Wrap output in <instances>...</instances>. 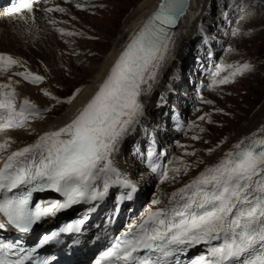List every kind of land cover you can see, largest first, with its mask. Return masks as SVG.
<instances>
[{"label": "snow or ice", "instance_id": "obj_1", "mask_svg": "<svg viewBox=\"0 0 264 264\" xmlns=\"http://www.w3.org/2000/svg\"><path fill=\"white\" fill-rule=\"evenodd\" d=\"M49 2L19 0L8 9V15L25 22L34 21L30 15L34 5ZM187 5L188 0H161L78 115L65 126L44 133L16 151H9L12 140L6 133L24 127L29 119L39 117L41 110L27 98L18 104V93L11 81L0 83V215L6 218L0 229L10 225L18 232L28 233L39 222L75 204L102 200L111 183L135 191L129 180L120 178L113 158L122 140L144 115L140 97L150 91L151 82L157 79L168 59L173 44L170 29ZM42 10L65 11L59 6ZM60 31L65 35L76 34ZM15 66H23L19 58L0 54V72ZM252 67L247 62L219 66L213 74V85L234 82L235 77ZM228 69L231 71L227 75L216 79ZM14 75L31 84L44 80L29 71ZM44 95L57 99L47 91ZM213 151L209 149V154ZM180 163L182 167L163 170L156 165L150 167L163 184L176 181L192 167L184 161ZM98 181L103 182L102 189ZM47 190L60 193L63 202H41L32 208L33 194ZM132 192L127 199H132ZM74 227L68 225L64 231H72ZM58 235L56 232L44 235L35 247L27 249L22 241L0 239V264H25L32 260L37 249ZM198 244L207 245L206 255L196 257L190 264H264V127L239 140L216 163L167 194L166 200L155 196L139 222L116 237L104 257L108 264H180L179 256Z\"/></svg>", "mask_w": 264, "mask_h": 264}, {"label": "rangeland", "instance_id": "obj_2", "mask_svg": "<svg viewBox=\"0 0 264 264\" xmlns=\"http://www.w3.org/2000/svg\"><path fill=\"white\" fill-rule=\"evenodd\" d=\"M75 1L80 7L73 5V0H67L64 3L66 6L61 7L66 8L64 12L54 11L51 13L54 14V18L60 17L57 21L59 25H62V22L65 23L64 25L67 26L65 33L76 34L65 35L60 31L58 35L55 30L56 42H59V45L49 53V58H45L46 50H41L40 44L32 45L30 46L31 50L38 55L37 58L34 57L35 66L30 67L26 64L22 66L23 72L25 70L44 77V80L35 84V87L44 99L53 102L56 106H63V110L69 104L68 101L73 100L86 83L84 79L86 70L83 68L85 66L83 62L98 55L99 47H104V44L108 42L107 32L121 26L126 14L133 9L131 0ZM205 1V8L208 10V23L204 37L207 39L196 37L189 48L191 66L198 71L195 72L189 68L188 74L183 75L185 88L179 89L177 85H172V91L175 93H171V98L166 99L165 105H163L175 107L177 110L182 109V128L180 130L172 128L165 119H162L160 110H154L152 113V123L162 128L164 132L173 133L170 141H161L166 158H170L174 151L181 150L182 156L178 159V165L180 164L179 166L182 167L180 161H184L192 167L186 175L181 173L174 182L162 184L158 181V187L156 184H150L148 180L152 178L157 181L159 175L150 173L143 161L146 158L145 148L150 144L148 139L151 138L150 134H147V140L137 147L134 146L135 143L128 146L124 158L133 178L143 181V184H139L140 189L145 191L142 194V199H139L143 202L142 205L151 203L153 198L158 195L161 199L166 200L167 194L184 186L189 180V176L198 174L202 166V163L198 162L203 161L201 150L207 151L217 145L221 146L226 134L240 125V120L237 119L238 114L235 112L236 104L262 101L261 96L264 93V0ZM233 31H236L237 34L233 35ZM80 57L85 59L79 63ZM245 62L253 66L251 71L235 77L234 82L213 85V74L219 66L237 65ZM202 67L208 70L207 76H204L203 72L200 73ZM230 71L231 69L222 71L221 77H216V79L222 78ZM206 78L210 80L207 81ZM196 84H202L199 90L196 89ZM45 91L57 99L54 100L44 95ZM200 94L203 97L202 103L197 104L198 106L193 103V106L187 108L191 102H197ZM22 101L21 95L20 102ZM51 106L47 104L40 109L37 121L42 123L46 120L45 113L52 109ZM184 107L187 108L186 111ZM169 110L171 109L169 108ZM201 117L204 119H200ZM33 123V121H28L25 125L26 128H19L20 131L22 130V134H15L12 137L9 151L22 147L23 144L32 141L36 135L38 136ZM193 137H198V139H193ZM139 147H145L140 153L142 156L137 154ZM159 151H161V147ZM188 153H195V155H188ZM114 204L112 198L109 205ZM124 207L127 213L136 217V213L139 211L136 205H131L129 202Z\"/></svg>", "mask_w": 264, "mask_h": 264}, {"label": "bare ground", "instance_id": "obj_3", "mask_svg": "<svg viewBox=\"0 0 264 264\" xmlns=\"http://www.w3.org/2000/svg\"><path fill=\"white\" fill-rule=\"evenodd\" d=\"M66 1L67 0H50L48 4L41 3L35 5L34 12L30 14L34 16L35 19L34 21L29 19L27 22L13 19L8 13L0 10V54H8L19 58L22 64H26L27 66L30 65L31 67L35 66L36 62L34 57L37 58L38 55L31 50L30 46L40 44L41 50H46L47 56H45V58H49V53L54 51L59 45V42H56V33H54V31L57 30V34L59 35L60 29L66 31L67 26L64 25V22H62V25H59L57 21L60 17L58 19L54 18V14L52 15L51 12L46 13L42 9L54 6L64 7ZM159 1L160 0H131L133 9L126 14L121 26L107 32L109 37L108 42L106 44L103 43L105 45L104 47H99L100 52L98 55L91 59H86L85 62H83L85 58L80 57V61L78 62H83L85 64L83 68L86 70H84V79L86 83H84L85 85L80 92L77 90V96L66 105L64 110L62 109L63 106H56L53 102H48L44 99L38 92L37 87H35V84H31L22 77L14 75L15 72H23L22 67L15 66L10 71L0 72V83H9V81H11L13 87H15L18 93V104L20 103L22 95L23 99H29L31 102L35 103L39 109L47 104L52 105V109L45 113L46 120L44 122L41 123L37 121V117L28 120L30 122L33 121L34 123L32 125L37 129L38 137L35 140L48 131L57 130L65 126L78 115L79 110H81L98 91L99 85L106 79L115 61L130 43L132 38L141 30L148 16L156 9ZM205 3V0H191L186 14L179 20L178 27L171 32L173 34V44L170 55L160 69L157 79L151 82L152 87L150 91H147L140 97L141 103L143 104L144 115L140 118V122L135 126L134 130L122 140L119 145V150L114 155V167L120 174V178L129 180L135 186V191L132 192L131 188L123 187L120 183H111L107 195L102 200L94 201L89 206L80 210V215L85 220L84 233L81 236L71 238L70 241L67 242V245L71 249H75L79 254L78 264H85L86 260L93 255L94 249L99 247V243L103 238L108 239L111 236L118 237L128 226L139 222L141 215L151 204L147 203L142 205L143 202L141 200L139 201V199H142V194L145 191H142L139 187V184H143V181L133 178L132 173L128 169L124 158L128 146L135 143L134 146L137 147L145 142V140H147L146 135L150 134L151 138H148L150 144L148 147H144V155L146 158L143 160L149 172L157 174L158 176L157 172L151 170L150 164L158 166V170L180 167V164L178 165L177 162L179 157L182 156L181 150L174 151L172 155H170V158H166V154L161 146V141H170L173 133L164 132L162 128L152 123V113L154 110H160L162 119H165L172 128L177 130L182 128V109L177 110L175 107L163 105H165L166 99L171 98V93H175V91H172V85H177L179 89L185 88V78L183 75L188 74L187 70L189 68H191L192 71H198L191 66L189 48L191 42L196 37L207 39L204 37L206 33V24L208 23V10L205 8ZM77 4L78 2H74L73 0V5L77 6ZM67 9H69V7H67ZM53 20L56 23L50 25ZM207 71L205 67H202L200 73L203 72L204 76H207ZM208 78H206L207 81L210 80ZM196 85V89L199 90L202 84ZM261 97V102L236 104L235 112L238 114L237 119L240 120L239 128L237 127L238 129L235 128L232 132L227 133L222 140V145L213 147L212 149H215V151L211 154H209V150H201L203 163L198 174L203 171L206 166L216 163L224 153L231 149L239 140L250 136L254 132H258L264 127V93ZM202 101L203 97L200 94L197 102H191V105L187 106V108L195 104L199 105ZM169 108L171 110H169ZM187 108H185V111ZM25 125L24 128H26ZM15 134L21 135L22 130L20 131L19 128H17L6 133L11 139ZM160 147L161 151H159ZM144 148L139 147V151L137 149V154L142 153ZM162 159L164 160L163 162ZM1 164L2 162H0V166ZM195 176H189L190 178H188L189 180L185 184ZM112 179L115 180L116 176L113 175ZM148 181L152 185L156 184V186L160 183H158V181H160L159 177L157 181L152 180V178ZM102 184V181L97 182V185L101 189ZM129 192H132L131 200L126 198ZM112 197H114L116 205L112 208L107 206L106 209V205L111 201ZM129 202L131 205H136L137 210H139L136 213V217L128 215L123 208V204ZM101 208L105 211H101ZM90 209L94 210L90 211ZM113 217H116V219ZM206 249L207 245L203 246L200 252L206 255Z\"/></svg>", "mask_w": 264, "mask_h": 264}, {"label": "water", "instance_id": "obj_4", "mask_svg": "<svg viewBox=\"0 0 264 264\" xmlns=\"http://www.w3.org/2000/svg\"><path fill=\"white\" fill-rule=\"evenodd\" d=\"M190 1H191V0H188V5H187V8H186V10H185L184 14H183L182 16H180V17H179V19H178L177 23L175 24V26H173V27L170 29V31H173V30H175V29L178 27V24H179V20H180V18H181V17H183V16L186 14V12H187V9H188V8H189V6H190ZM160 3H161V0L159 1V4L157 5V7H156L155 11L158 9V7H159ZM155 11H154V12H155Z\"/></svg>", "mask_w": 264, "mask_h": 264}]
</instances>
